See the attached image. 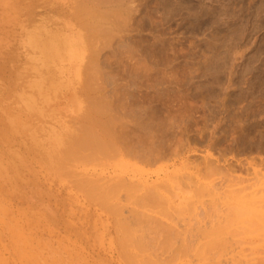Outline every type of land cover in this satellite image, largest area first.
Wrapping results in <instances>:
<instances>
[{"label": "rangeland", "instance_id": "rangeland-1", "mask_svg": "<svg viewBox=\"0 0 264 264\" xmlns=\"http://www.w3.org/2000/svg\"><path fill=\"white\" fill-rule=\"evenodd\" d=\"M82 1L96 7L93 0H0V264H125L117 242L119 222L142 230L146 224H135L132 215L142 211V196L161 186L160 192L177 201L171 185L187 172L216 187L218 196L199 195L195 213L189 214L191 208L181 217L165 205L160 220L180 227L178 243L184 238L197 248L217 220L213 207L225 211L222 195L231 184L250 185L255 171L264 174V0H123L121 7L130 18L105 20L106 25L115 20L119 27L94 40L82 31ZM37 26L48 33L58 30L83 46L88 40L82 67L88 64V54L99 50L100 73L89 89H82L85 69L80 78L55 75L59 87L45 117L19 112L21 99L30 91L27 79L34 77L31 68L36 67L33 60L30 67L28 59L37 58L26 46V36L40 31ZM69 63L75 61L59 62L63 69ZM18 73H23L20 78ZM95 97L109 105L106 115L112 117L109 126L118 156L91 162L70 158L60 166L52 156L56 132L64 141L62 130L86 124L80 120L86 111L89 116ZM213 165L214 173L207 167ZM73 177L107 185L120 179L134 183L136 190L129 195L138 203L129 200L127 205L122 201L126 192H118L104 205L119 203L117 216L103 201L90 199ZM262 182L258 187L264 189ZM176 185L186 194L182 181ZM223 185L232 187L224 190ZM156 203L150 208L155 210ZM150 208L143 212L151 214ZM242 226V220L232 223L236 237L231 244L229 236L218 264H233L227 262L233 249L247 252L249 243L244 241L249 239ZM147 230H142L144 235ZM261 247L257 253L263 258ZM261 257L256 264L264 262Z\"/></svg>", "mask_w": 264, "mask_h": 264}, {"label": "bare ground", "instance_id": "bare-ground-1", "mask_svg": "<svg viewBox=\"0 0 264 264\" xmlns=\"http://www.w3.org/2000/svg\"><path fill=\"white\" fill-rule=\"evenodd\" d=\"M93 1L96 4V7L89 4L88 3L89 1L86 2L82 1L80 6L78 7L80 11L78 14L84 15L83 16L84 26H82L83 28L82 31L86 32L83 33H85L88 39L92 38V40H94L96 37L95 35L108 36L111 34V29L113 27L115 26L119 27L118 22H116L115 20L114 22L110 23V25H106L103 23L105 22V20H109L110 17L119 18L124 16V19H127L128 17L130 18L131 16V15L129 16L130 13H128V11L123 10L125 8L124 6H123L124 8L121 7L122 4L124 5L123 0H93ZM102 5L105 6L103 10H101ZM81 22L83 21L81 20ZM37 27L40 28L39 26ZM34 28L36 27H33V29ZM44 30L45 28L42 27L40 28V31L39 29L33 30L34 32L33 31L30 32L29 36H26V38L28 37L27 41H29L28 43H26L27 44L26 46L32 47L31 48V50L33 49L32 54L33 55L36 54L37 58H34L33 56V59L32 57L31 60L28 59L30 61L28 62V65L30 64V67H33L35 65L36 67H33V69L31 68V70H33L34 72V77L32 78L29 77V79H27V81L29 80L27 86L30 91H27V94L25 93L26 96L22 98L23 100L20 97L21 103L19 104H20V108H22V112L21 111L19 112L34 113L36 115L45 117L47 113H49L48 108L50 107V103H52L51 100L54 97H56L57 88L59 87L56 83L58 79L55 78L56 77L55 75L66 76L65 74H69L74 77L79 75L78 77L80 78V76L82 77V75L85 74V73L82 74V72L84 71L82 69H85L86 75L84 76V78L85 77L86 78L85 80L83 78L84 83L82 84V89L86 90L90 88L91 82H94L96 78L98 80L97 76L100 73V68L98 62L99 59L98 48L95 49V51H93L91 55L88 54L89 59L87 66L86 67L81 66V62L84 56H87L86 54H83V52L85 51L84 49L85 47H88V45L90 44L89 43L88 45L85 46V44L87 43L86 41H88V40H84L86 37L82 38L84 40L83 43H85L83 46L82 43H81L82 45L80 44L79 40L71 39L70 37L65 35L63 36V34L62 35L59 34L58 30L57 32L52 31L49 33L46 31L47 29L45 31ZM85 35H81V37ZM97 41L99 40H96L95 42ZM29 43L30 45H28ZM63 58H66L69 61L73 60L75 61V63L73 64L69 63L70 65L66 69H63L62 67H60L61 65L59 64V62ZM32 60L35 62V64L32 63L33 66H31ZM36 62L38 67L36 65ZM30 67H27L28 68L27 71L30 70ZM27 71H26V75H27ZM20 74L19 73L17 74V78H20L21 76ZM26 75H23L22 77H25ZM67 79L68 78L66 77V80ZM66 80L64 83L67 85L69 84L68 82L70 81L67 80L68 82H66ZM71 80H73L72 77ZM59 81H61L62 83V81L64 80H59ZM23 103L24 105H22ZM108 106L109 105H107L106 102H104L98 97H95L91 103V107L88 108L89 116L86 111L85 114L83 113L84 114V116H82L83 120L79 119L80 122L84 121L86 122V124L80 123V126L78 128L77 125L74 129H69L70 131H67V133L66 132L64 133V130H62L63 134H66L67 136L64 141L62 140L63 142L59 138L60 133L57 135L56 132V136L54 137L58 136L57 139L58 141H55L56 143L55 142L54 143L59 144V146L57 145V148H55L56 145L55 144H53L54 146L52 145L53 146L52 150L54 149L55 151V154L52 156L53 158H55L54 156L56 155L59 161L58 162L55 161V162H57L61 166L62 163H65L66 160H69L70 158L72 159H76L78 157L79 159L86 158L85 159L86 162H91L92 159L95 160L98 159V157L107 158V159L111 157L113 159L118 156L117 154L120 150L118 149L119 151H117L116 149L117 142L113 138L115 135L113 136V130L109 126V124L112 123V117L110 115L108 116L106 115L107 112L106 110H108ZM11 113L12 112H9V115ZM7 119L8 121H13L17 118L8 117ZM58 148L60 150H58ZM207 163H209L212 166L213 162L207 161ZM54 166L57 167L56 169H58V166L56 164ZM211 166H207V167L210 168V172L214 173L217 167L215 166L214 168L213 165V168H211ZM52 168L54 169V167ZM206 172L208 174L209 171ZM65 174H67V172ZM254 175H255V179L253 177L251 178L255 180V183L251 182L250 185L247 183L246 186L239 187V184L237 183L234 184L231 181V183H233L231 184L233 188H231L232 187L231 185H228V187L231 188L230 190H228L229 189L228 187L223 185L224 186L223 189L228 190L227 192L224 191L225 193L223 192L224 194L222 195L224 202L223 207L226 206L224 207L225 211L220 210L219 213V209L213 207L215 213L214 216L216 217L215 219L217 220H215L216 222H214L213 220L214 223L212 222L211 229H207L202 234L201 243H198L197 248H193V246L190 245L192 244V242L191 241L189 243L186 242V240H184L183 237H181L183 238L181 239L183 240L182 244L178 243L177 233L179 232L176 231H180L181 229L179 230L180 227L173 225V227H178V229L176 230L175 228L172 227L170 223L169 224L171 227L167 225L168 223L164 224L160 220V217H164L163 215L164 212L162 211V209L165 205L170 208L173 207L177 210L175 213L179 214V216L181 217L183 213H185L186 211H190L192 208V210L189 212V214L191 213L192 215L193 213H195L194 208H196V206H194L195 205L194 200L195 201L199 200L198 197L199 195L204 196L206 194L209 195L210 193L211 195L212 193H214V196H218V191L215 190L216 187H214L212 184L210 186L208 183L204 184L202 180L196 178L199 176L194 177L191 174L188 175L187 172L185 178H182V176L180 177L181 180L180 178L179 179L176 178V182L174 181V184L171 185V187L173 188V195L177 198V201L169 200L168 196H166L163 192H160L158 188H161V186L159 187L157 186V188H155L157 189V191H155L154 189L153 191L150 190L151 192L149 191L146 192L148 194L142 196L144 201H141L140 199L139 203L141 202L142 206L144 207L148 205L146 207L150 208V204L152 203L154 204L155 202H157L155 204V208L158 209L159 212L158 213L155 212L156 214H154V211L156 209L154 210V207L152 205L150 209L153 210V212L150 213L156 215L155 217L151 214H147L149 210L147 211L146 207L145 208L143 207V209H146L145 211H147V213L145 211L143 212V209H141L142 211L140 212L141 213L140 214L139 212H136L134 210L135 208L133 207V205L131 206V204H129L130 211H135L132 214L134 218L133 219L134 223L139 226H142V223L143 226L146 224V226L148 227L142 226L143 227L142 230L144 229L146 230L148 228L147 231H151V232L146 231L147 235H144L140 227H133L131 224L129 225L124 221H122V223L119 222L118 224L119 241L117 242L121 250L120 257L123 258L122 260H124L125 264H218L217 261H219L221 257L220 253L221 251H223V247L230 243L229 236H231L232 238L231 244H233L234 241L233 238L236 237V234L231 229L232 223L235 222L236 220H242L243 226L241 228L244 231V233H247V241L249 239L248 242H246V240L244 241V243H249L250 246V247L248 246L247 248L248 254L246 252V249H242V247L239 250L241 251L239 253L235 249H233L231 250L230 253L233 254L236 251L238 255H236L235 253H234L235 255L231 254V258H228L227 262H232L233 264H256L257 261L259 262V257H261L259 256L260 254L257 253L260 251V246H262L261 249L264 252V247H263L264 245H260L261 238H263L261 239V242H264V194H261V192H263L264 189L258 187L260 185V182H262V179L264 180V174L263 176L260 177L261 174H257V172L255 171V174H253V176ZM77 178L79 179V177ZM94 178H98V177H94ZM87 179H89V177L86 178L85 182L79 181L80 180L79 179L76 180L75 183L77 184L78 181L77 186L79 185L83 187V190L86 191L90 199L98 202L99 204H101L103 201V206L107 203V201L115 198L117 193L120 191L126 192V194L124 195L126 197L122 201L123 202L126 201L127 205L130 201H132L133 204L135 202L138 203L137 198L129 195L130 191L134 192L136 190L137 185L134 183L126 182L125 180L120 179V180H116L114 183L110 185H107L106 183H102V181L99 182V180L98 181L92 180V178H90L89 180ZM177 179L179 180V182H177L178 181ZM180 181H182L185 184V186L188 187L186 194H184L185 192L181 193L182 184L181 187L179 188L175 187L177 186L176 185L177 183L180 184ZM169 182L167 181V183ZM161 183L165 184L166 182L163 181ZM228 183L226 182V184ZM262 183H264V181ZM168 188H170V186ZM216 191H217V195H216ZM152 192L157 194H153ZM196 197L198 199H196ZM174 202L176 203L174 204ZM119 205H120L119 203L113 202V204L108 205V207L104 206V208L105 209L110 208L116 213L117 216H120L121 206ZM192 205L194 207H192ZM144 236L145 237L148 236V238L146 239ZM176 239H177L176 241L177 244H181L180 246H176L177 245L175 242ZM238 243H240V241H236V244ZM244 250L246 252V255L244 254L245 253ZM155 252L157 253L162 252L163 253L162 255H164L165 257L162 255L159 256L160 254L158 255L157 253L156 255ZM186 253L189 255H187ZM190 253L192 257H190ZM256 255L259 256L257 261H256V257H257ZM262 255L263 258L262 257L261 258L264 259V254ZM191 258L193 259L190 260ZM263 263L264 262L262 260V264Z\"/></svg>", "mask_w": 264, "mask_h": 264}]
</instances>
